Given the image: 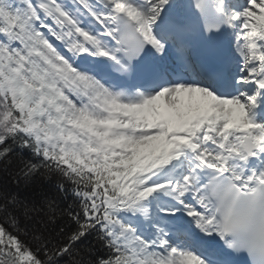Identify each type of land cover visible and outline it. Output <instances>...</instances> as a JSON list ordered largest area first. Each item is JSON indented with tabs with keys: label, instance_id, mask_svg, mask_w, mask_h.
I'll return each mask as SVG.
<instances>
[{
	"label": "snow or ice",
	"instance_id": "1",
	"mask_svg": "<svg viewBox=\"0 0 264 264\" xmlns=\"http://www.w3.org/2000/svg\"><path fill=\"white\" fill-rule=\"evenodd\" d=\"M0 173V264H264V0H0Z\"/></svg>",
	"mask_w": 264,
	"mask_h": 264
},
{
	"label": "trees",
	"instance_id": "2",
	"mask_svg": "<svg viewBox=\"0 0 264 264\" xmlns=\"http://www.w3.org/2000/svg\"><path fill=\"white\" fill-rule=\"evenodd\" d=\"M0 187L6 188L7 190L17 193L21 198H32L34 196H38L39 193H34L31 189L25 188L23 185L17 186L10 177H8L6 174L0 173ZM48 188L50 189L49 194L54 195L55 194V186L54 184L49 185ZM58 202L60 203L61 207H66L68 204L72 203V197L69 194L66 198L59 199ZM25 225H27V228L30 230L32 225L30 222L24 221L23 219L21 220V227L24 228ZM60 225L64 227L66 230H70L71 228H74V224L68 223V221L61 220ZM7 226V225H6ZM59 231V229H57ZM20 238L22 240L27 241L29 239L28 236H25L24 234H21Z\"/></svg>",
	"mask_w": 264,
	"mask_h": 264
}]
</instances>
